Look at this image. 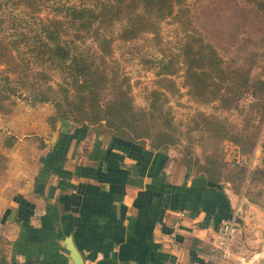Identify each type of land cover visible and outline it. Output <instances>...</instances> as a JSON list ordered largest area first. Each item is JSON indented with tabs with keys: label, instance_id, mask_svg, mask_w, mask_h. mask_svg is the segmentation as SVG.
Returning <instances> with one entry per match:
<instances>
[{
	"label": "crops",
	"instance_id": "crops-1",
	"mask_svg": "<svg viewBox=\"0 0 264 264\" xmlns=\"http://www.w3.org/2000/svg\"><path fill=\"white\" fill-rule=\"evenodd\" d=\"M47 119L0 209V264H215L217 227L235 215L218 264H264V209L244 192L147 142Z\"/></svg>",
	"mask_w": 264,
	"mask_h": 264
},
{
	"label": "trees",
	"instance_id": "trees-1",
	"mask_svg": "<svg viewBox=\"0 0 264 264\" xmlns=\"http://www.w3.org/2000/svg\"><path fill=\"white\" fill-rule=\"evenodd\" d=\"M48 1L11 0L14 6H22L33 14L40 12ZM248 1H254L264 13V0ZM56 9L60 17L46 19L30 41L23 36L10 41L0 37V66L5 72V82L0 88V111L8 112L10 108L5 101L20 89L26 90L23 98L31 105L53 104L52 121L60 119L82 126L103 123L110 134L131 140L143 141V137L155 135L149 139L150 147L166 150L167 144L176 139L168 131L163 132L170 126L169 112L164 111L163 104L167 93L178 90L169 76L181 70L189 95L198 102L217 100L221 108L231 110L238 109L242 99L247 97L249 101L238 125L201 112L196 114L194 127L206 134L214 150L205 155L203 164L193 165L197 162L193 163L189 157L190 161H184L183 165L204 176L211 185L220 187L223 186L221 168L225 164L220 159V141H232L241 154L253 152L264 130V78L251 77L252 61L248 56L223 59L192 24L184 0H96L91 7L62 5ZM166 19L181 27L183 37L177 51L164 53L159 61V77L156 87L150 91L149 109L135 111L128 88L122 80L118 81L117 70L108 65L109 56L116 41L131 42L149 33L159 42L160 24ZM86 39L95 44L93 50L75 45L76 41ZM20 42L25 46L24 56L16 54ZM31 64L58 69L60 82L53 85L47 70L32 71ZM10 75L15 78L11 79ZM151 128L155 131L150 135ZM4 160L0 154V171L4 169ZM234 168L228 180L236 193L240 192L247 169L245 165ZM248 180L245 197L250 203L261 205L264 162L249 171Z\"/></svg>",
	"mask_w": 264,
	"mask_h": 264
},
{
	"label": "rangeland",
	"instance_id": "rangeland-1",
	"mask_svg": "<svg viewBox=\"0 0 264 264\" xmlns=\"http://www.w3.org/2000/svg\"><path fill=\"white\" fill-rule=\"evenodd\" d=\"M95 4L96 0H50L40 12L33 14L22 6H14L11 0H0V37L10 41L23 36L30 41L31 37L39 32L46 19L60 17L57 7L62 5L91 7ZM184 4L190 10L192 24L216 47L223 59L235 55H239L242 59L248 56L252 61L250 62L251 77L264 78V13L254 5V1L184 0ZM182 37L181 27L170 19H166L160 24L159 42L152 38V34L146 33L143 37L131 42L116 41L114 43L108 65L117 70L118 81L122 80L123 86L128 88L130 103L135 111L149 109L152 99L150 91L156 87L155 82L159 77L157 75L159 61L164 58V53L177 51ZM64 39L70 38L64 37ZM75 45L80 48L88 47L91 50L95 48L91 39H86L84 42L76 41ZM16 54L25 55L23 42H20ZM31 67L32 71L40 68L47 70L53 85L61 80L58 69L50 68L48 65L42 67L31 64ZM4 77L3 66H0V88L4 85ZM169 77L175 81L178 90L175 93L166 94L163 109L169 112L170 126L163 132L168 131L176 140L169 142L165 149L170 152L176 162L181 164H184L186 160L190 161L189 157L193 163L197 162L192 163L193 165L203 164L205 155L211 153L214 148L206 134L194 127L196 114L201 112L232 125H238L246 114L249 101L246 97L241 100L238 109L231 110L221 108L217 100L209 103L198 102L188 93L184 84L183 71L178 70ZM10 78L15 77L10 75ZM25 93L26 90L20 89L5 101L10 110L0 111V154L5 157L4 169L0 171V209L14 187V180L18 181L16 175L19 170L28 169L27 167L31 168L34 165L38 140L32 134L39 132L45 124L47 125L46 117L50 124L49 117L54 113L52 103L31 105L23 98ZM103 125L102 123L101 126L95 125V127L101 128L102 132L110 133L109 128L107 130ZM154 129L151 128L148 131L150 135L154 133ZM53 131L50 130V132ZM154 136L143 137V141L150 143L149 139H153ZM219 147L220 159L225 163L221 168L222 184L231 190L232 182L228 179H231L234 167L245 165L247 173L241 189L238 190L240 192L235 194L245 193L249 184V171L257 165H263L264 162V130L250 154H241L238 145L228 140L220 141ZM261 188L263 190L260 198L261 205L257 206L264 209V187Z\"/></svg>",
	"mask_w": 264,
	"mask_h": 264
},
{
	"label": "built area",
	"instance_id": "built-area-1",
	"mask_svg": "<svg viewBox=\"0 0 264 264\" xmlns=\"http://www.w3.org/2000/svg\"><path fill=\"white\" fill-rule=\"evenodd\" d=\"M238 227L236 215L223 219L216 230V235L210 245V253L215 264H218L222 259H228L232 255L231 239ZM243 259L240 263L243 264Z\"/></svg>",
	"mask_w": 264,
	"mask_h": 264
}]
</instances>
